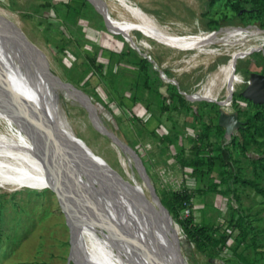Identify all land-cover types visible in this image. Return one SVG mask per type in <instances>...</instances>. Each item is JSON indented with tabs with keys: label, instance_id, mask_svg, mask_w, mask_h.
I'll use <instances>...</instances> for the list:
<instances>
[{
	"label": "rangeland",
	"instance_id": "1",
	"mask_svg": "<svg viewBox=\"0 0 264 264\" xmlns=\"http://www.w3.org/2000/svg\"><path fill=\"white\" fill-rule=\"evenodd\" d=\"M100 1L112 20L114 27L110 24L111 27L124 34L111 31L105 17L88 0H0V25L12 35V39L3 37L2 40L22 54L32 58L37 56L38 68L42 67L41 63L45 64V69L54 78L53 85L47 83L49 91L53 95L58 94V105L68 129L86 150L103 160L115 176L129 184L122 186V192L118 189L119 197L108 190L120 215L125 216L138 235L143 215L148 217L151 228L160 227L162 241L158 248L170 264H250L255 256L251 238L256 233L264 242L261 196L254 190L239 186V200L236 202L230 193H222L226 184L220 182L217 168L208 173L203 166L200 177L192 174L193 168L184 161L193 158L192 147L200 127L178 103L177 109L171 102H167L169 109H163L156 94L141 85L142 76L135 62L146 57L161 82L174 86L186 101L194 107L199 106L204 112V121L213 124L217 107L227 112L236 111V107L241 111H254L250 103L235 97V94L244 89L251 71L264 69V56H261L264 44L240 58L225 54H197L196 50L177 47L179 44L168 41L174 47L162 45L139 29H120L113 16L133 20L132 15L117 2L107 0L108 9L104 1ZM122 1L135 11L150 14L170 33H211L221 26L255 25L264 28L254 19L240 23L227 5L230 0ZM211 1H214L212 5ZM211 19L224 21L217 28L210 24ZM212 46L220 48L219 43ZM92 58L95 65L101 66L100 71L89 64ZM23 60L27 63V59ZM21 61L22 58L15 64L24 71ZM27 66L33 72L32 66ZM34 74L40 77L37 72ZM58 83L80 91L84 96L76 94L83 97L84 103L62 93ZM133 98L135 101L131 100ZM213 103L215 109L209 107ZM93 116L99 119L103 132L95 124ZM165 136H168V141ZM209 139L217 146L221 143L212 130ZM226 146L225 150L231 152L232 159L237 161L235 168L245 178H253L249 161L239 157L230 143ZM257 151V147L252 146L249 152ZM134 162L141 166V176L134 169ZM83 173L79 174L81 188L94 191L92 183L96 179ZM144 175L148 186L144 183ZM256 179L264 186V177ZM95 182L106 190L97 180ZM215 183L217 187L212 191L210 186ZM151 188L159 201L163 191L191 192V213L196 223L218 226L225 236L224 247L217 248L215 255L199 251L167 210L179 233L175 236L162 226L154 200L149 195ZM48 189L0 187V264H74L69 261V229L54 192ZM87 204L91 211L90 201ZM110 210L112 213L107 211L104 216L97 213L99 222L92 213L94 225H101L106 232L112 230L111 225L118 232L127 231L118 221L120 217L116 212ZM237 211L248 216L249 234L238 245L239 230L228 223L231 216H237ZM181 214L184 215L183 210Z\"/></svg>",
	"mask_w": 264,
	"mask_h": 264
},
{
	"label": "bare ground",
	"instance_id": "2",
	"mask_svg": "<svg viewBox=\"0 0 264 264\" xmlns=\"http://www.w3.org/2000/svg\"><path fill=\"white\" fill-rule=\"evenodd\" d=\"M89 1H92L95 6L101 8L105 13L106 24L111 31L123 33L121 30L117 28V30H114L111 27V25L114 27L112 20L108 16L106 7L100 0ZM103 1L106 4L107 0ZM110 1L117 2L119 7L132 15L131 18L133 20L113 16L120 29L129 31L139 29L144 32L145 36L147 34L151 35L162 45L174 47L169 45L168 41L173 44H179L177 47L196 50L197 54H214L216 56L217 54H225L226 56H237L240 58L248 52L257 49V46L261 43L262 45L264 44V32L256 28L243 30L235 26L234 28L224 29L222 32H200L197 34L170 33L165 26V28L159 26L150 14L148 15L146 12L140 10L135 11L124 4L122 0ZM3 37L12 39V35L9 34L6 28L0 25V80L7 84L22 99H25L38 109L59 136L64 139L76 140L62 116V109L58 105V94L53 95L49 91L47 83L50 82L53 85V81L50 80L49 75L45 73L42 67L38 68L36 58L16 51L7 42L2 40ZM215 43H219L220 48L212 46ZM20 58L23 61H21V66L24 67V71L20 65L15 64L16 60L18 61ZM23 59H27V63ZM28 64L34 69L33 72L29 71ZM35 72L40 77L35 75ZM58 85L61 87L62 93L82 101L83 97L79 95L83 94L80 91L71 89L62 83H58ZM92 118L101 129L99 119L97 120L94 116ZM101 131L103 132L102 129ZM133 167L140 175V167L136 162L133 163ZM69 179L73 183L71 188L65 184L63 170L36 130L22 118L20 113L4 106L0 102V187L6 185L14 186L17 190L20 188L41 190L49 188L54 192L64 215L66 226L69 229L70 262L74 264H170L167 256L160 253L158 248L160 240L162 241L161 228H151L147 216L143 215L140 218L142 225L140 235H138L132 229L125 216L123 214L122 216L120 215L114 203L115 201L109 197V191L103 190L95 182L96 180H93L92 189L94 191H92L81 188L79 176L74 178L68 174ZM144 183L147 185V182ZM149 195L154 200V208L159 223L177 236L179 233L178 226L163 211L151 189L149 190ZM87 201L91 203V211L87 209L89 205ZM110 209L116 212L118 218L120 217L118 221L123 223L127 231L122 230V232H118L111 225L112 230L106 232L102 227L94 225L92 213H95V216H97V213L104 216L107 211L108 213H112ZM95 218L99 222L98 216Z\"/></svg>",
	"mask_w": 264,
	"mask_h": 264
},
{
	"label": "trees",
	"instance_id": "3",
	"mask_svg": "<svg viewBox=\"0 0 264 264\" xmlns=\"http://www.w3.org/2000/svg\"><path fill=\"white\" fill-rule=\"evenodd\" d=\"M211 5L214 1L210 2ZM230 10L234 13V16L238 18L242 24L251 20L258 21V25L264 27V0H230L227 4ZM246 16L248 19L246 20ZM226 19V18H225ZM221 21L218 19H211L210 24L213 27L221 26ZM230 21V20H228ZM89 64L94 67L95 70L100 71L101 66L95 65L94 58L89 60ZM135 65L138 67V73L142 76L140 82L144 89L152 91L156 94L159 101L162 104V108L167 110L169 105L167 102L173 104V108L177 109L176 103L185 107L187 112L191 115L193 122L200 127L199 135L196 136L195 143L192 147L193 158L189 160H183L185 164L191 166L193 169L192 174L195 176L200 174V168L205 166L206 172H212L217 168V173L220 176V182L226 184V189L222 193H230L236 202L239 198L237 190L240 186L241 189L254 190L255 194L261 196V204H264V186L260 185L256 178L264 177V104H254L251 101H247L241 97L240 93L235 94V97H239L241 100H245L254 111L247 110L241 111L236 107L239 119H242V125L231 136L230 141H226L223 137V128L217 123L218 107L215 104H210L209 107L215 109V122L213 124L206 123L204 121V112L200 111V107H194L189 101L175 89L174 86L168 84L164 85L158 77L156 70L151 66L150 61L146 57L139 58ZM264 73V69L261 71ZM135 101V99H131ZM207 105V104H206ZM213 131L217 137L221 139V143H212L209 139V132ZM165 140H169L168 136L164 137ZM226 143H230L235 148V152L239 157L246 158L252 167L254 177L245 178L241 175L238 168L236 169L231 157V152L225 150ZM256 146L258 151L250 154V148ZM217 184H212L210 189L215 191ZM192 193L186 190H179V192H167L163 191L160 194V202L162 206L172 215V218L176 224L182 229L185 237L191 241L199 251L208 252L210 255H215L217 248L224 247L225 236L220 231L218 226L214 227L208 224L196 223L194 216L190 213L187 216L181 214V210L184 208L192 207ZM248 216L237 211V216H231L228 223L229 226H233L239 230V239L236 242L238 245L241 241H244L248 237L246 222ZM258 232V231H257ZM260 233V231L258 232ZM264 237V236H263ZM260 241V243H258ZM251 245L255 248L254 259L250 264H258V262H264V242L259 240L257 234L251 238Z\"/></svg>",
	"mask_w": 264,
	"mask_h": 264
},
{
	"label": "water",
	"instance_id": "4",
	"mask_svg": "<svg viewBox=\"0 0 264 264\" xmlns=\"http://www.w3.org/2000/svg\"><path fill=\"white\" fill-rule=\"evenodd\" d=\"M89 2L99 13L105 17L106 20V15L101 10V8L95 6L92 1ZM236 27L243 30L256 28L259 31L264 32V28H260L255 25ZM227 28L234 27L221 26L219 29L213 30L211 32H222ZM41 66L45 70V73L49 75L50 80L54 81L53 76L48 72L47 69H45V64L41 63ZM240 94L243 99L251 101L254 104H264V74L257 71H251L248 74L246 85ZM0 102L4 104V106L14 109L20 113L22 118L36 130L37 134L42 138L43 142L49 151L54 155L56 161L63 170V179L69 188L72 187L73 183H71L70 179L68 180V174L75 178L83 172V174L95 178L106 190L115 192L118 197L120 196L117 193L118 189H121L122 192V186L124 184L129 186V184L122 178L115 176L113 171L104 163L103 160L98 159V157L92 152L86 150L80 144L78 139L73 141L59 136V134H57L53 127L49 125L43 114H41L38 109H36L25 99H22L2 80H0ZM217 123L223 128V137L226 141H230L232 138L231 136L242 125V121L239 119L238 113L236 111L227 112L222 107L218 108ZM104 132L108 133L105 128ZM117 144L120 145V142L117 141ZM136 161L138 160L136 159ZM144 178L146 182H148L145 175ZM151 190L152 193L155 194L153 188H151ZM159 204L163 211L167 213L160 201Z\"/></svg>",
	"mask_w": 264,
	"mask_h": 264
},
{
	"label": "built area",
	"instance_id": "5",
	"mask_svg": "<svg viewBox=\"0 0 264 264\" xmlns=\"http://www.w3.org/2000/svg\"><path fill=\"white\" fill-rule=\"evenodd\" d=\"M183 211H184V216H187L191 213V210H189V208H184Z\"/></svg>",
	"mask_w": 264,
	"mask_h": 264
},
{
	"label": "flooded vegetation",
	"instance_id": "6",
	"mask_svg": "<svg viewBox=\"0 0 264 264\" xmlns=\"http://www.w3.org/2000/svg\"><path fill=\"white\" fill-rule=\"evenodd\" d=\"M261 56H264V51H262V54H261ZM257 72H259V71H257ZM260 73H262V72H260ZM264 74V73H263Z\"/></svg>",
	"mask_w": 264,
	"mask_h": 264
}]
</instances>
